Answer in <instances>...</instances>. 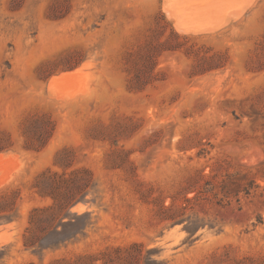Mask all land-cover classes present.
<instances>
[{"label":"rangeland","instance_id":"1","mask_svg":"<svg viewBox=\"0 0 264 264\" xmlns=\"http://www.w3.org/2000/svg\"><path fill=\"white\" fill-rule=\"evenodd\" d=\"M0 190V264H264V0H0Z\"/></svg>","mask_w":264,"mask_h":264},{"label":"trees","instance_id":"2","mask_svg":"<svg viewBox=\"0 0 264 264\" xmlns=\"http://www.w3.org/2000/svg\"><path fill=\"white\" fill-rule=\"evenodd\" d=\"M60 155V152L59 154ZM57 155V157H58ZM73 177H66L65 174H59L50 169L42 172L36 177L33 184L34 190L42 197H50L52 202L46 207L32 208L29 216V225L24 233V245L26 248H36L39 243L37 230L40 224L50 223L48 229L45 230L58 231V224L66 223L65 214L80 201L79 195L82 190L78 184H73ZM19 194L17 190L4 191L0 190V223L6 220H12L15 212ZM78 216V215H77ZM59 240L56 244L61 245ZM93 256L89 254L78 255L74 261H69L70 264H92ZM67 262L65 258L56 259L53 264H63Z\"/></svg>","mask_w":264,"mask_h":264},{"label":"bare ground","instance_id":"3","mask_svg":"<svg viewBox=\"0 0 264 264\" xmlns=\"http://www.w3.org/2000/svg\"><path fill=\"white\" fill-rule=\"evenodd\" d=\"M75 76V73H65L58 77L59 81L71 80ZM3 237V235H1Z\"/></svg>","mask_w":264,"mask_h":264}]
</instances>
